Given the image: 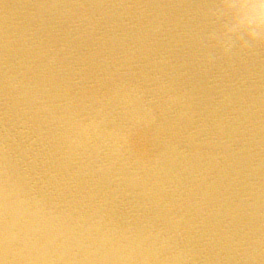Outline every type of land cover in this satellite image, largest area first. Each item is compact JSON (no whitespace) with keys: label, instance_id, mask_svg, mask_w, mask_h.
Returning a JSON list of instances; mask_svg holds the SVG:
<instances>
[{"label":"bare ground","instance_id":"1","mask_svg":"<svg viewBox=\"0 0 264 264\" xmlns=\"http://www.w3.org/2000/svg\"><path fill=\"white\" fill-rule=\"evenodd\" d=\"M261 0H0V264H264Z\"/></svg>","mask_w":264,"mask_h":264},{"label":"clouds","instance_id":"2","mask_svg":"<svg viewBox=\"0 0 264 264\" xmlns=\"http://www.w3.org/2000/svg\"><path fill=\"white\" fill-rule=\"evenodd\" d=\"M261 10L264 12V0H261ZM261 22L264 23V15L261 16Z\"/></svg>","mask_w":264,"mask_h":264}]
</instances>
